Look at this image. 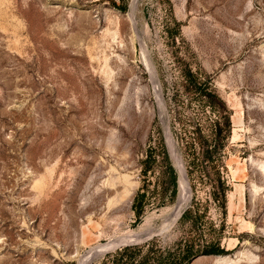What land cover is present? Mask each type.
Wrapping results in <instances>:
<instances>
[{
    "label": "rangeland",
    "instance_id": "374dc122",
    "mask_svg": "<svg viewBox=\"0 0 264 264\" xmlns=\"http://www.w3.org/2000/svg\"><path fill=\"white\" fill-rule=\"evenodd\" d=\"M258 163L264 0H0V264H264Z\"/></svg>",
    "mask_w": 264,
    "mask_h": 264
},
{
    "label": "trees",
    "instance_id": "16d2710c",
    "mask_svg": "<svg viewBox=\"0 0 264 264\" xmlns=\"http://www.w3.org/2000/svg\"><path fill=\"white\" fill-rule=\"evenodd\" d=\"M150 154V153H149ZM202 156L203 158L207 159L210 157L209 151L207 149L202 150ZM141 248L140 245H131V246H125L123 247L120 252L115 255L112 258V261L115 262V264H132L131 258H129L128 260H121L122 259V254L123 253H127V252H131V251H138ZM152 248V246H150L149 250ZM220 250L219 248L215 247V246H210L209 248H206L204 250H202L203 254H209V253H218ZM221 256V255H220ZM146 258L145 256H142V258L136 263V264H145L146 262ZM170 264H180V261L178 260H174L172 263Z\"/></svg>",
    "mask_w": 264,
    "mask_h": 264
},
{
    "label": "bare ground",
    "instance_id": "6f19581e",
    "mask_svg": "<svg viewBox=\"0 0 264 264\" xmlns=\"http://www.w3.org/2000/svg\"><path fill=\"white\" fill-rule=\"evenodd\" d=\"M258 168H260L262 171H264V164L263 163H258ZM127 192V191H125ZM124 192V193H125ZM127 194V193H126ZM117 196V195H116ZM127 196V195H126ZM112 200V199H111ZM112 203V202H111ZM215 264H227L230 259L225 257V256H215L214 257Z\"/></svg>",
    "mask_w": 264,
    "mask_h": 264
}]
</instances>
